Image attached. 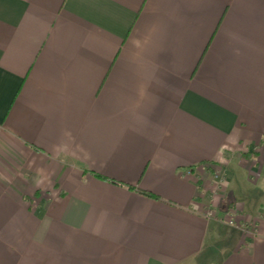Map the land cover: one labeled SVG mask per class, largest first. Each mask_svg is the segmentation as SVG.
Listing matches in <instances>:
<instances>
[{"label":"crops","instance_id":"crops-1","mask_svg":"<svg viewBox=\"0 0 264 264\" xmlns=\"http://www.w3.org/2000/svg\"><path fill=\"white\" fill-rule=\"evenodd\" d=\"M263 198L264 0H0V264H264Z\"/></svg>","mask_w":264,"mask_h":264},{"label":"rangeland","instance_id":"rangeland-1","mask_svg":"<svg viewBox=\"0 0 264 264\" xmlns=\"http://www.w3.org/2000/svg\"><path fill=\"white\" fill-rule=\"evenodd\" d=\"M241 198H246V200L248 199V197L247 196H245V195H241L240 196ZM264 199V198H263ZM230 200H231V198H229V201H228V199H226V201H223L225 204H227L228 205V203L230 202ZM249 200H251V199H249ZM235 208V207H234ZM208 214L210 215V216H216L217 215V212H216V210H215V208L214 207H209L208 208ZM243 226L245 227V228H247V229H250V230H253V226H252V224H250V227L248 228V227H246V224H243Z\"/></svg>","mask_w":264,"mask_h":264}]
</instances>
